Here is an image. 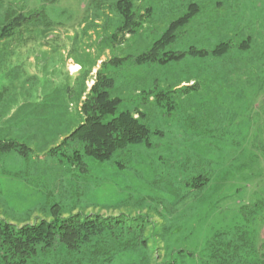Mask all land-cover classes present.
I'll return each mask as SVG.
<instances>
[{
    "label": "rangeland",
    "instance_id": "1",
    "mask_svg": "<svg viewBox=\"0 0 264 264\" xmlns=\"http://www.w3.org/2000/svg\"><path fill=\"white\" fill-rule=\"evenodd\" d=\"M18 1L0 0V14L42 9L51 26L0 43V141L26 150L0 157V221H50L56 206L62 218L121 216L132 226L121 242L135 247L80 264H205L209 243L235 229L264 243V0H129L141 26L115 42L118 0ZM189 4L199 13L173 49L207 55L133 64ZM114 58L127 60L115 68ZM98 73L112 75L118 112H139L149 135L78 163L72 147L52 149L82 123ZM177 85L198 91L175 95Z\"/></svg>",
    "mask_w": 264,
    "mask_h": 264
},
{
    "label": "trees",
    "instance_id": "2",
    "mask_svg": "<svg viewBox=\"0 0 264 264\" xmlns=\"http://www.w3.org/2000/svg\"><path fill=\"white\" fill-rule=\"evenodd\" d=\"M114 7L121 23L116 29V35L108 37L112 42H115L117 35L120 38H124L125 34L135 35L143 18L142 14L135 12L129 0H118ZM198 13L199 7L189 4L183 16L172 21L147 50L133 58V64L146 67L165 66L187 56L207 55L206 51L192 47L181 52L173 49L182 31ZM50 26L51 23L42 9L24 15L7 7L0 14V43L12 45L28 30L32 32L33 29ZM227 47L226 44H221L210 53L213 56L222 55ZM126 60L114 58L109 63L117 68ZM114 83L111 74H97L96 81L80 108L82 123L58 147L52 149L54 154L65 147H72V160L74 158L78 163L82 161V157L103 162L128 145L146 141L149 128L141 123V114L138 112L135 117L128 110L118 112L122 100L111 95ZM185 90L187 89L183 91ZM155 97L162 101L167 95L160 93ZM11 152L24 155L26 150L16 141H0V157ZM51 211L50 221L21 227L0 221V264H52L55 259H65L71 255L75 257L73 264L94 262L98 258L109 261L117 250L136 246L133 243L131 245L130 240L121 242L124 234L133 232L132 226L121 216L81 218L76 214L62 218L56 206H52ZM219 236L209 243V261L205 264H264V243L256 246L239 229H235V234L231 236L226 235V240ZM140 237L135 240H140Z\"/></svg>",
    "mask_w": 264,
    "mask_h": 264
},
{
    "label": "crops",
    "instance_id": "3",
    "mask_svg": "<svg viewBox=\"0 0 264 264\" xmlns=\"http://www.w3.org/2000/svg\"><path fill=\"white\" fill-rule=\"evenodd\" d=\"M179 86H181V85H177V86H175L174 88H173V94H175V95H180V94H182L183 95V93H188L189 91H191V90H193V91H198V90H196V88H194V89H187V90H185V91H183L185 88H180Z\"/></svg>",
    "mask_w": 264,
    "mask_h": 264
}]
</instances>
